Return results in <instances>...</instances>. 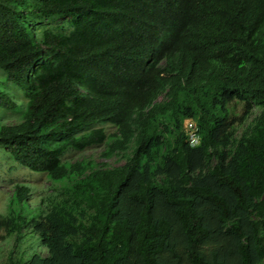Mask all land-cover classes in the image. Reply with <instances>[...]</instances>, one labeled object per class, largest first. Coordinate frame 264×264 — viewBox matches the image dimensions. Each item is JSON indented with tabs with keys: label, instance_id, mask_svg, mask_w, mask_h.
<instances>
[{
	"label": "trees",
	"instance_id": "1",
	"mask_svg": "<svg viewBox=\"0 0 264 264\" xmlns=\"http://www.w3.org/2000/svg\"><path fill=\"white\" fill-rule=\"evenodd\" d=\"M0 70V147L61 183L16 186L0 241L46 253L5 264H264V0H0Z\"/></svg>",
	"mask_w": 264,
	"mask_h": 264
},
{
	"label": "rangeland",
	"instance_id": "2",
	"mask_svg": "<svg viewBox=\"0 0 264 264\" xmlns=\"http://www.w3.org/2000/svg\"><path fill=\"white\" fill-rule=\"evenodd\" d=\"M46 27L66 30H70L72 28L71 24L69 23V18L64 17H56L50 20L45 19L38 21L37 30L39 35ZM6 75L7 74L5 71L0 70V86L6 91H9L21 105V107L17 109H5L0 106V121L3 123H17L22 119L23 109L28 101V98L21 88L13 85L11 82L4 81ZM242 110V106H239V113H241ZM259 111V107H256L254 109L253 115L248 121L250 122ZM1 124L2 123L0 122V125ZM101 126H104L108 132L114 130V126L111 124H102ZM241 132L242 130L240 129V134ZM102 149L103 146H95L84 151L70 150L64 154L63 158H83L85 155L89 154L97 156ZM114 159H116V156L109 158L111 161ZM18 184H26L31 187L29 196L31 207H36L39 204L41 196L45 191L51 190V188L55 185H61V183H54L46 172H36L26 166L19 164L15 161L11 154L0 147V212L8 213L10 200L14 195L15 188ZM17 236L18 235L14 234L5 239L6 241H0V264H5L9 254L12 252L13 254H17L19 252L25 251L26 259L32 256V254L36 251H39L43 254L46 253L45 249L40 248L39 250L33 245L30 236L24 234L21 236L19 241H16Z\"/></svg>",
	"mask_w": 264,
	"mask_h": 264
},
{
	"label": "clouds",
	"instance_id": "3",
	"mask_svg": "<svg viewBox=\"0 0 264 264\" xmlns=\"http://www.w3.org/2000/svg\"><path fill=\"white\" fill-rule=\"evenodd\" d=\"M177 65H179V66H183V67H187V68H189L190 70H191V66L188 64V63H178ZM188 83V82H187ZM187 83H185V85L187 84ZM240 106H242L243 107V104H241ZM256 107H259L258 105H255V107H254V109L256 108ZM243 109V108H242ZM254 109H253V112H254ZM259 109H260V111L258 112V114H256V115H259V113L261 112V108L259 107ZM243 111V110H242ZM253 112H252V115H253ZM251 115V116H252ZM255 115V116H256ZM250 116V117H251ZM254 116V117H255ZM249 117V118H250ZM254 117L252 118V120L254 119ZM249 120V119H248ZM251 120V121H252ZM250 121V122H251ZM185 122H186V126H187V128H188V137H187V141L190 143V145H192V146H197V144H199L200 143V135H199V133L197 132V125H198V123H197V121L194 119V118H187L186 120H185ZM249 122V121H248Z\"/></svg>",
	"mask_w": 264,
	"mask_h": 264
}]
</instances>
